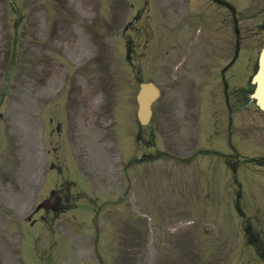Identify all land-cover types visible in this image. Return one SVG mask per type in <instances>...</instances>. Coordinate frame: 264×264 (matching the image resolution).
Listing matches in <instances>:
<instances>
[{"label":"rangeland","instance_id":"obj_1","mask_svg":"<svg viewBox=\"0 0 264 264\" xmlns=\"http://www.w3.org/2000/svg\"><path fill=\"white\" fill-rule=\"evenodd\" d=\"M16 1L24 14V23L18 29L20 45L15 67L13 71L8 72L11 41L7 40L12 31V21L6 20L8 9L0 0V91L9 85L5 79H10L9 82L14 84L12 93L4 99L0 110L2 112L0 136L3 139L2 134H4L8 142L4 144V147L0 145V153L3 148L10 150L8 156L10 161L8 162L6 159L5 162L0 161V208H3L0 213L1 224L11 222L12 218L15 219V222L21 221L19 218L25 219V216L33 212L36 204L38 206L40 201L49 196L45 194L43 185L39 189L37 202L33 199L35 189L37 190L39 187V181H37L33 170L41 164L43 146L39 148L41 160H37L39 158L35 154L37 148H35V144H28L27 134L30 129L37 139H39V135L28 124L25 116L27 113L24 115L26 106L23 105V100L26 99L25 96L38 100L40 95L51 92L55 88H46L51 83L47 77L51 75L52 69L56 74L59 72L64 75L66 88L70 89L77 77L81 78L84 85L91 87L86 97L82 93L78 100L81 104L85 103V106H77L75 110L69 111V116L79 113V118L84 124L91 123L94 119L97 121L101 115V109L107 107L106 115L103 117L107 133L114 134L117 128L119 101L124 104L128 116L134 117L133 95L137 90V84L142 80L153 79L160 83L163 91L160 103L161 111L172 112L174 116L185 115L187 112L189 118L184 131L192 129L191 132H186L189 138L196 137V135L193 137L192 134L195 130L196 109L194 107L196 105L200 112L207 111V116H211V121L218 120L216 129L222 131L220 138L227 134V115L223 111L225 108L222 104L219 71L217 70L227 62L228 55L224 51L216 55L206 53L205 58L202 56L204 62L200 63L198 60L201 56L196 60L190 54L192 57L189 58V67L197 70L193 75L195 79H197V72L199 74L200 69H204L206 72L202 78L204 81L201 83L194 77H189V79L195 80V87L190 85L198 90L197 100L199 98L200 101L196 104L191 100L188 101L187 108L183 107L180 100L172 103L171 95L166 94L171 85V78L180 80L181 73H175L174 77L170 76L173 70L166 69V53L161 52L156 55L154 52L155 40L151 37L154 33L156 34L157 26L165 27L167 25L168 20L165 18L164 8L169 5V11L171 7L173 17L172 20L169 19L168 24L169 26L175 25L178 37L184 40L183 45L191 49L197 46L201 47L204 40L201 39L202 34L197 33V24H182L181 26L180 21L185 22L187 17L196 20L204 14H209L211 7H206L205 4L208 3H205L204 0H67L64 2L65 6L62 7V13L53 4L54 0ZM247 1L237 0V3L245 6ZM143 5L146 6L141 9L142 13L137 14L138 9ZM103 11L108 19L107 26L103 25L102 18L99 17ZM169 11L168 13H170ZM210 12L213 13V10ZM81 16L89 24L98 27L99 34L103 32V35L98 37L103 44H96L90 39L92 28L82 21ZM134 18L137 20L135 21ZM59 22H61L62 28L58 26ZM127 22H132V26L129 30H124ZM256 22L255 18L253 23ZM213 28L214 25L210 22L206 37H214ZM141 29L142 32L137 35ZM87 31L90 32L85 51V47L81 43L85 42ZM166 31L169 34L171 32V30ZM215 35L218 36L216 46H225L228 31L222 27ZM175 43L179 45L178 41ZM61 46L67 47L68 56L60 54ZM206 48L209 49L206 52H212L211 47L207 46ZM100 49L104 50L103 54L100 53ZM165 51L166 49L163 50V52ZM83 53L90 57L91 61H86L83 57L81 60ZM254 53L252 54L254 55ZM108 56L115 57L112 64L109 63ZM185 57H187L186 54ZM171 59L175 62L183 60L182 57H178L174 53L171 55ZM210 59L213 60V63L209 64ZM235 72L237 77H241V64L236 66ZM105 76L109 78V81L105 79ZM98 87L100 88L99 93L102 94H99V98L95 94ZM181 95L184 99V93ZM184 105H187V102ZM96 108L100 109L97 111ZM157 115L160 116L158 113ZM130 118L133 121V118ZM124 120L128 121L127 118ZM166 121L167 119L164 118L163 123L160 121V124L165 127ZM36 122L34 120L32 123L37 126ZM112 124L114 129H108ZM200 125L201 122L198 118L197 133ZM36 126L33 127L36 128ZM67 127L69 128V123L63 130L64 138L69 136V131L70 134L75 132L72 128L67 130ZM122 129L121 134L126 129L125 125L122 126ZM158 131V146L167 149V132L162 129ZM147 137L148 131L143 134V137L141 136L142 149L145 147L143 140ZM109 138V141L112 142L113 135ZM131 139L134 143H127L125 147L130 149L131 153L127 155L125 151L123 156L120 152L118 159L114 157L116 151L112 143V148L106 147L105 150L94 148L95 151H88L89 158L87 159L84 155L86 152L84 143L82 150L76 151L79 160L74 158V165L85 180L83 189L87 193H81V196H84V202L87 201L89 204L86 205L83 202L76 209L66 212L56 224L59 223L67 227L63 228L64 235L72 234V237L78 240L77 244L69 246L66 243L67 245H63L62 249L56 253L55 248L51 249L56 237L51 234L48 228L49 223L53 222L52 215L46 214L49 212L44 213V211H40L39 214L34 213L29 223H33L34 218L37 221L38 218H41L46 225L42 229V232L45 233H41L44 240L39 242V245L37 241L34 242L32 237L29 240L25 238L27 243L25 247L33 254V258H28V264H86L93 261L92 253H89L92 242H89L91 239L88 229L90 228V218L95 213L94 209L100 206L97 218V224L101 230L100 247L106 245L109 248V253L112 252L113 255L119 250L122 251V257L119 258L120 264H249L248 261L244 263L251 254L250 248L244 247L246 229L250 227L253 234L264 240V167L243 160L238 162L237 186L230 185L231 173L222 167L219 180L224 186V193H220V196L216 197H201L200 201L193 198L192 206L190 205L191 210L188 208V199L194 194L193 182L181 186L183 195L180 199L177 196L166 197L162 204L158 205L156 192L150 187L153 184L150 174L156 170L170 169L169 174L174 179L172 172L176 170L180 172H174V174H178L179 179L184 180V173L188 177H194L193 171L199 174L200 171L197 170L199 166L201 171L205 170L202 172L203 178L208 184L209 170L211 171L215 164L212 161L199 158L197 159L198 164L195 166L191 164V166L179 168L168 160H164V164L159 162L144 163L140 166L141 173L137 167L125 172L123 166L128 159L133 155L141 154L138 148L134 151L136 148L134 134ZM55 140L56 135H50L47 131L45 149L53 147ZM231 140L236 145L241 159L249 161L264 158V118L255 111L246 110L234 115ZM209 142L214 146L216 144L214 139ZM69 147L70 149L74 148L73 145ZM52 156L53 152L49 154V159ZM199 160L201 161L199 162ZM58 161H62L60 157ZM62 165L67 166L64 161ZM68 171L69 169L66 167L65 176L69 173ZM190 171L192 172L189 173ZM54 173L56 172L54 171ZM243 173L248 175L250 181L245 179ZM125 176L130 179L129 192L126 191L128 182ZM44 177L46 178V175ZM212 177L214 178L213 174ZM148 181L147 191L140 193L142 188L139 185ZM163 185L166 189L170 184ZM79 189L73 187L70 190L75 193ZM139 193L140 199L144 201L143 204L138 201ZM91 198L96 199L95 205L90 204ZM2 200L8 204L7 207L2 204ZM145 201L149 204V209L145 207ZM149 210L156 215L155 217L151 214L152 223L149 224L145 222L144 218L136 217L141 216L145 213L144 211L149 212ZM10 212L12 218L9 216ZM177 212L178 216L188 213L189 215L182 219H179L181 217L177 219L172 217ZM72 222L79 227L71 232ZM189 222H195V227L192 229L194 232L187 230ZM40 223L42 226L43 223L41 221ZM3 232L5 233V231ZM111 232L114 234L113 238L110 237ZM32 233L34 234V232ZM35 234H37V229ZM4 239H7L10 246L15 248L17 242L14 240V236L1 237V240ZM19 247L21 248V246ZM43 251L44 258L42 257ZM37 256H40L41 263L37 261ZM18 257H21L20 254ZM13 264L15 263L13 262Z\"/></svg>","mask_w":264,"mask_h":264}]
</instances>
